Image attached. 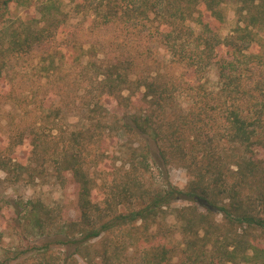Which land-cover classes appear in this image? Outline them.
Here are the masks:
<instances>
[{
	"label": "trees",
	"instance_id": "1",
	"mask_svg": "<svg viewBox=\"0 0 264 264\" xmlns=\"http://www.w3.org/2000/svg\"><path fill=\"white\" fill-rule=\"evenodd\" d=\"M0 1L8 8L17 0ZM185 1L187 6L183 5ZM224 1L227 0H201L200 3L198 0H84L85 6H76L78 12L87 7L93 9L103 24L120 20L138 27L142 20L162 21L159 26L166 27L167 31L160 27L155 30L179 63L185 62L197 75L211 66L217 67L226 123L223 130L212 137H197L185 151L181 141L170 143L168 133L177 134L178 125L173 124L166 134L158 123L157 111L170 101L167 87L157 80H132L130 72H126L131 71L133 63L123 68L114 64L108 68L105 80L99 83L97 104L89 111L91 125L69 131L68 140L61 136L48 137L46 126L39 128L41 131L32 128L29 134L20 131L13 140L8 138L7 148H0V172L12 174L15 181L28 169L17 160L18 150L14 152V147L21 148L25 139H31L32 154L51 159L62 184L68 175L78 186L69 201L70 207L76 210V217L71 221L64 218L60 206L32 201L10 203L19 223L45 238L43 245L17 253L16 259L26 257L24 263L30 260L28 264H66L68 257L53 252V247L62 245L73 248L72 256L80 257L87 264H173L176 252L161 244L165 238L157 232H163V227L155 233L150 228L172 202L185 200L190 204L176 211L183 237L178 264H264V71L259 70L257 80L243 74L241 58L253 61L258 57L243 54L256 41L249 24L227 38H221L212 25V21L219 24L223 21L219 6ZM237 1L247 5L244 11L254 23H264V9L254 5V0L252 7L248 6V0ZM201 3L212 21H207L205 14L197 9ZM195 13L202 27L197 36L186 24L188 18L193 20ZM64 24L65 20L57 17L52 4H42L36 14L22 21L18 28L0 35V81L5 78L11 58L46 45ZM221 48H228L233 55L218 60ZM230 57L233 59H228ZM52 64L55 65V60ZM125 87L131 91L126 97L122 95ZM142 88L145 92L139 97ZM6 92L0 95L12 100L14 93ZM109 100L124 104L125 109L147 102L152 109L146 112L140 108L134 114L126 110L120 118L101 104H109ZM109 118H113L111 126L119 125L156 144L166 135L169 153H176L190 172L186 189L147 185L145 173L149 172L151 153L148 147L140 155L134 153L130 167L118 168L109 182L100 174L90 178L86 151L103 142L106 129L110 127ZM215 139L221 146L213 145ZM196 149L202 152L201 158L196 156ZM169 153L163 150L161 154L165 164ZM97 186L102 190L98 199L93 195ZM126 204H137L139 208L120 212L118 208ZM217 216L222 217L220 221Z\"/></svg>",
	"mask_w": 264,
	"mask_h": 264
},
{
	"label": "rangeland",
	"instance_id": "2",
	"mask_svg": "<svg viewBox=\"0 0 264 264\" xmlns=\"http://www.w3.org/2000/svg\"><path fill=\"white\" fill-rule=\"evenodd\" d=\"M98 1L101 0H96ZM198 1L200 3L201 0ZM248 2V6L252 7V0ZM42 4H52L54 13L59 19L65 20V24L59 27L55 38L46 45L9 60L5 78L0 81V92L7 91L5 94H8L11 91L14 98L9 101L0 95V148H7L10 139L13 140L20 131L29 134L32 128L40 130L39 128L44 129L46 126L48 137L61 136L68 140L69 131L91 125L89 111L97 104L99 83L105 80L108 68H112L114 64L123 68L124 65L133 63L131 71L126 72H130L132 80H157L167 87L169 104L158 110L157 115L162 132L167 134L173 124L179 126L177 134L168 133L170 143L181 141L186 147L185 151H188L197 137L209 138L223 130L226 115L222 106L224 99H221L217 67L211 66L205 73L197 75L185 62L179 63L155 30L160 27L162 21L156 19L150 23L142 20V25L138 27L133 26L131 22L120 20L103 24L89 7L78 12L76 6H85L84 0H17L8 8L0 1V35H4L7 30L18 28L22 21L34 16ZM253 4L264 9V0H254ZM183 5L188 4L185 1ZM246 6L237 0L224 1L219 6L223 17L220 24L211 20L203 10L202 3L197 9L205 14L207 21H212L221 38L236 34L238 28L250 25L249 30L256 34V41L251 49L243 54L257 55L258 57H254L257 60L238 56L244 62L243 74L253 76L257 80L259 70L264 71V23H254L244 11ZM252 11L255 12V9ZM197 18L198 14L195 13L193 20L188 18L186 22L194 29L196 36L202 28ZM160 28L167 31L166 27ZM227 52H230L229 55ZM230 54L232 56L233 52L228 48H221L217 59L227 58ZM52 60H55V65ZM130 92L125 87L122 95L126 97ZM139 92L141 97L145 90L142 88ZM108 103L101 104L120 118L127 112H139L140 108L146 112L152 109L147 102L134 104L128 109H125L124 104L117 105L113 100ZM228 105H231V102ZM57 113L58 117H55ZM112 121L113 118H109L110 127L106 129L103 142L86 151V169L90 178H97L100 174L103 180L109 182L110 177L116 176L112 173H116L118 168L126 170L130 167L134 153L140 155L148 147L151 153L149 172L145 173L147 185L155 188L172 185L179 190L186 189L190 172L176 153H169L170 143L166 135L156 144L151 139L141 137L119 125L111 126ZM217 139L213 141L215 147L221 146ZM29 140L25 139L21 148L14 147V152L18 150L17 160L28 169L20 179L15 181L12 174L8 176L0 172V264L30 263V260L24 263L26 257L16 259L17 253L35 245L41 246L45 240L25 229L23 223H19V217L10 207L11 202L32 201L42 202L46 206H60L63 207L61 209L66 220L71 221L76 217V210L70 207L69 201L75 196V191H78L77 184L67 174L65 184H62L57 178L53 161L44 155H33ZM163 150L169 153L167 164L163 163L161 158ZM195 152L196 156L202 157L201 151L196 149ZM94 189V198H100L102 190L98 186ZM189 204L190 202L185 200H175L170 207L164 209L150 228V231L155 233L163 227V232H157L165 238L161 244L176 252L173 253V264L179 263V254L183 248L181 225L176 211ZM137 208V204H126L118 209L120 212H128ZM221 218L216 217L218 221ZM73 251V248L62 245L53 247L54 253L68 257L66 264H87L80 257L72 256Z\"/></svg>",
	"mask_w": 264,
	"mask_h": 264
}]
</instances>
